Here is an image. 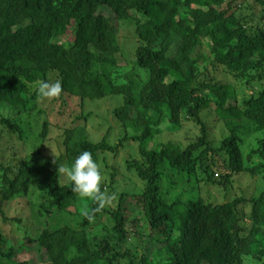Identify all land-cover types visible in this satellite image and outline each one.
<instances>
[{
    "label": "trees",
    "instance_id": "obj_1",
    "mask_svg": "<svg viewBox=\"0 0 264 264\" xmlns=\"http://www.w3.org/2000/svg\"><path fill=\"white\" fill-rule=\"evenodd\" d=\"M126 21L134 22V75L123 70L118 43ZM141 70L148 78L136 93ZM57 80L61 107L76 99L80 111L63 124L54 159L42 151L50 123L44 119L39 129L36 100L42 81ZM257 83L256 92L240 94ZM106 97L123 100L112 108L122 134L115 145L105 137L92 142L85 130L88 117L99 116L84 106ZM206 111L221 122L216 142L201 118ZM184 119L200 130L186 147L153 138L180 129ZM263 131L264 0H0V137L38 142L37 160L13 164L0 155V212L7 219L6 206L19 201L10 219L25 225L21 238L45 256L39 264H264V190L223 203L201 196L206 186L227 190L242 173L264 177V140L256 136ZM128 143L137 157L126 169L140 187L117 191L118 175L110 173L103 190L114 199L90 221L85 211L95 202L72 191L59 164L89 150L107 169L99 155L116 156ZM164 180L174 198L164 195ZM191 183L199 195L185 200L180 187ZM129 197L138 212L131 218ZM53 212L78 218V227L52 229ZM9 242L0 227V264H34Z\"/></svg>",
    "mask_w": 264,
    "mask_h": 264
},
{
    "label": "rangeland",
    "instance_id": "obj_2",
    "mask_svg": "<svg viewBox=\"0 0 264 264\" xmlns=\"http://www.w3.org/2000/svg\"><path fill=\"white\" fill-rule=\"evenodd\" d=\"M119 36H118V43L121 47L122 57L124 58V64H123V70L126 71L128 74H131L133 71L134 63H135V55L134 50L136 47V36L134 33V22L133 21H126L120 23V29H119ZM203 51L205 52V46ZM134 75V73H132ZM138 76L141 78V80H138L136 77H133L136 85L138 86L137 92H139L141 85L143 84V81L148 78V74L145 70H141L137 73ZM217 77L224 78L225 82H231L232 79H229V77L224 76L222 73H217ZM233 85H239L241 86L240 82L237 83L236 80H232ZM238 86V87H239ZM259 88H261V83H257L256 86L248 89H239L240 94H243L244 91H246V94L249 95L253 92H256ZM57 98V97H56ZM56 98H39L36 100L37 109H41L42 114L40 115L39 119V129L40 124L44 119L50 123L48 130H49V137L50 140L46 141V143L43 146V152L45 155L50 156L51 158H56L59 155V145L62 144L63 139V124L66 121H71L72 116H79V103L75 100H70L68 105L65 107H61V103H59ZM123 102L121 97H115V98H103L100 100H93L91 102H88L84 106V113L87 114L89 111H92L96 113L99 117H88L87 123L85 124V130L88 133V136L92 142H98L101 141L102 138H106L107 141L111 145H115L118 142V139L120 137L121 128L120 125L116 122L114 119V115L112 112L113 106L116 107L117 105L121 104ZM58 111L63 112L61 116H58ZM202 120L205 122L206 126H208V133L209 138L213 141L219 140L220 133H221V122L220 120L215 119V115L213 113H209L207 115V111L203 115L201 114ZM182 125L180 129L174 130V131H167L166 129H163V132L160 134L154 136L153 138L158 140L159 142H174L180 147H186L190 141L195 139L199 135V127L194 121H188L183 120ZM80 125V124H79ZM76 126V125H75ZM257 138H262L264 140V131L262 133H259L256 135ZM64 137V134H63ZM1 152L0 155L5 159V161L12 162L13 164H16L19 159L25 158L26 156L29 157L31 160H37V156L35 154L36 152V146L38 142H35L34 139L28 140L30 146H25L23 142L18 140L16 135H7L1 136ZM251 139H246L244 142V154L246 155L248 151L250 150L251 146H253V142ZM251 143V144H250ZM32 145V146H31ZM218 144H216L217 147ZM58 146V147H57ZM106 159V164L108 165V168L105 169L104 165H101L100 168L102 170L103 175V181L104 179L108 180L110 178V173L116 172L118 176L115 179L114 187L117 191L127 190V191H138V187H140V184L135 176V174L132 171H129L126 169L125 162L126 160H131L132 158L137 157L136 147H134L133 143H128L124 147L119 148L118 153L116 156L112 153H101L99 155L100 160L102 158ZM223 156H220V160H223ZM255 162L259 161L257 158L253 159ZM56 165L52 164V167L54 168ZM173 176V175H171ZM167 182L163 181L162 185L164 186V195L168 199L174 198V193H177L174 189L168 192L166 190L167 188ZM184 190V198L185 200L196 197L199 195V185H195L194 183H191L189 185L181 186L180 190ZM264 190V177L261 175H258L256 177H251L249 174L242 173L238 176L234 177V185L229 186L227 190H217L216 188H208V186L205 187V190L201 196L205 197L208 195L210 202H216V203H223L228 202L232 200L233 198L237 196H245L247 198H253L257 197L260 192ZM167 191V193H166ZM181 191H179L180 193ZM106 194H110L107 193ZM207 197V198H208ZM28 199H31V197H27ZM19 201H12L8 203L4 210V214L8 217L7 219H4L2 216V213L0 212V227L2 228L3 233L7 237V239L10 241L7 243L8 246H11L15 251L18 253H30L31 255V261L34 264H39V258L43 259L45 256H40L35 248H32L31 246L26 245L24 240L21 238L20 235H23L25 225H21L18 227V225L13 222V220L10 219L11 216L16 212V208ZM22 202H27L26 199H22ZM113 206V204H112ZM124 206L128 208L129 215L131 218L132 216H138V212L136 211V208L132 204V201L130 197L124 200ZM128 211L126 213H128ZM54 217L52 229H57L60 227L68 226L71 228L78 227V218H72L67 216L66 214H61L57 212H53ZM140 215V214H139ZM141 216V215H140ZM129 218V219H130ZM140 227V225L136 226L135 229L137 230ZM140 231L145 230L144 227L139 228ZM130 231V230H129ZM100 229L96 230V234H99ZM129 235H132V233H129ZM130 241V240H129ZM132 241V240H131ZM136 254H140V250L138 248ZM41 264V263H40ZM42 264H48L46 258L42 262ZM119 264H125V262H121Z\"/></svg>",
    "mask_w": 264,
    "mask_h": 264
},
{
    "label": "clouds",
    "instance_id": "obj_3",
    "mask_svg": "<svg viewBox=\"0 0 264 264\" xmlns=\"http://www.w3.org/2000/svg\"><path fill=\"white\" fill-rule=\"evenodd\" d=\"M38 91L42 98H56L62 94L63 87L58 80L42 81ZM58 170L72 182L73 192L80 198L95 202L96 206L91 209V213L85 211V216L90 221L114 199L113 194H106L103 190L102 170L89 150L81 151L71 165L59 164Z\"/></svg>",
    "mask_w": 264,
    "mask_h": 264
}]
</instances>
